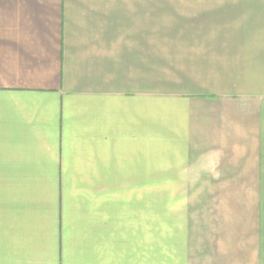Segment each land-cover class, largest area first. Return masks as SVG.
<instances>
[{
  "label": "crops",
  "instance_id": "obj_1",
  "mask_svg": "<svg viewBox=\"0 0 264 264\" xmlns=\"http://www.w3.org/2000/svg\"><path fill=\"white\" fill-rule=\"evenodd\" d=\"M249 157L264 0H0V264H153L154 163Z\"/></svg>",
  "mask_w": 264,
  "mask_h": 264
},
{
  "label": "rangeland",
  "instance_id": "obj_2",
  "mask_svg": "<svg viewBox=\"0 0 264 264\" xmlns=\"http://www.w3.org/2000/svg\"><path fill=\"white\" fill-rule=\"evenodd\" d=\"M240 163L223 174L154 163L153 264H264V179L254 158Z\"/></svg>",
  "mask_w": 264,
  "mask_h": 264
}]
</instances>
